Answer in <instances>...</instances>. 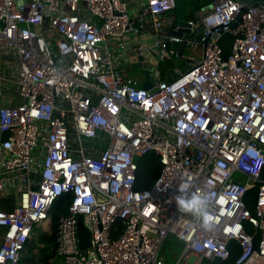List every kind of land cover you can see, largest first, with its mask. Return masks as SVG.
Returning a JSON list of instances; mask_svg holds the SVG:
<instances>
[{"label": "built area", "instance_id": "obj_1", "mask_svg": "<svg viewBox=\"0 0 264 264\" xmlns=\"http://www.w3.org/2000/svg\"><path fill=\"white\" fill-rule=\"evenodd\" d=\"M178 1L140 0L135 19L128 0H0V264H30L37 229L50 232L67 194L51 262L167 264L160 251L172 236L183 245L172 264L224 262L232 241L236 264H264V5L213 0L190 20L204 32L187 46L202 56L151 92L122 58L183 41L161 33ZM136 20L150 22L154 46L128 45ZM150 152L161 171L139 190L137 160ZM184 185L207 196V226L178 209Z\"/></svg>", "mask_w": 264, "mask_h": 264}, {"label": "trees", "instance_id": "obj_2", "mask_svg": "<svg viewBox=\"0 0 264 264\" xmlns=\"http://www.w3.org/2000/svg\"><path fill=\"white\" fill-rule=\"evenodd\" d=\"M213 0H179L174 11L176 16L181 19L190 20L195 15L196 11L203 9L205 6L212 3ZM226 55L230 52L232 39L224 36L221 39ZM161 171V163L156 153L150 152L144 157L137 160V173H136V188L144 190L153 185ZM257 199V188H252L245 196V203L251 213L255 212V205ZM72 201V195L67 194L55 201L51 208L52 216V231L47 232L38 228L39 232V246L36 254L31 253L27 257L30 264H61L58 261L51 262L50 259L55 256L57 246V228L59 218L68 213V206ZM246 230L249 233H254V228L249 222L245 223ZM120 222L116 223L113 236L119 235L122 231ZM230 257L221 264H236V260L241 252L240 245L236 241L229 243Z\"/></svg>", "mask_w": 264, "mask_h": 264}, {"label": "water", "instance_id": "obj_3", "mask_svg": "<svg viewBox=\"0 0 264 264\" xmlns=\"http://www.w3.org/2000/svg\"><path fill=\"white\" fill-rule=\"evenodd\" d=\"M245 5L263 6L264 0H237ZM211 5H208L209 8ZM192 24L190 20L175 18L172 22V30L170 32L171 36H177L183 38L182 42H166L164 48H158L157 52L152 49L144 50V55L136 57L134 51L129 53L128 65L129 71H138L142 77V86L144 88L151 89V92H155V84L162 81L160 70L156 69L155 61H162L163 59L158 55L162 54L163 50L167 52L168 55H177L178 57H183V54L187 48V43L189 39L200 40L204 28L199 27L194 33H191ZM216 37V36H214ZM145 58H148L146 63H143ZM155 59V60H154ZM78 238L79 245L82 250H85L91 244L90 233L85 227L83 216L78 218ZM222 260L220 258H215L213 264H221Z\"/></svg>", "mask_w": 264, "mask_h": 264}, {"label": "crops", "instance_id": "obj_4", "mask_svg": "<svg viewBox=\"0 0 264 264\" xmlns=\"http://www.w3.org/2000/svg\"><path fill=\"white\" fill-rule=\"evenodd\" d=\"M128 1L130 3L131 14L135 17V19L138 18L139 17V13L141 11L140 10L141 9V7H140V0H128ZM209 5H211V4H209ZM206 7H208V5L205 6L203 9H201L199 11H196L195 15L190 20H193V21L197 20ZM175 14L176 13L171 10V11H168L163 16L164 27H163V30L161 31V33L169 34L170 35V32L172 30V22H173V20L175 18H177V16ZM136 23H137L138 26H140V29H139V31L136 34L131 33V34L127 35V39L126 40L128 42V45L131 48H133V49L136 48V47H138V46H148V47L149 46H154V44H155V38L153 37V34H152L153 29H151V27H150V22L147 21V22H141V23H139V21L136 20ZM190 29H191V33H194V32H196L198 30V28L193 27V26ZM190 40H193V39H190ZM157 49H155L156 52H157ZM196 50H198L197 53H199V50L201 52L199 54V57L195 56V51ZM195 51H193V49L190 48V46H187V48H186V50H185V52L183 54V57H178L177 55H175V56L174 55H172V56L169 55L168 56V59H166V60H170V59H172V57L177 58V60H180L182 62L183 67L182 68L181 67H178L176 69V72L177 73H175L174 75H172L169 79L163 78L162 77L163 74L160 71L161 72V78H162V80H171L176 75H178L179 72L185 71L194 60L199 59L202 56V47H199V46L196 47L195 48ZM129 53L130 52H127L125 54V58H122L123 59V62H124L125 59H127V61H128ZM123 67L127 69V75L135 78L141 85L143 84L142 78H140L141 75L131 74L130 73L131 71H128V68H127L126 65H124ZM156 69H158V68H156ZM59 262L61 263V261H59Z\"/></svg>", "mask_w": 264, "mask_h": 264}, {"label": "rangeland", "instance_id": "obj_5", "mask_svg": "<svg viewBox=\"0 0 264 264\" xmlns=\"http://www.w3.org/2000/svg\"><path fill=\"white\" fill-rule=\"evenodd\" d=\"M195 51V49H193ZM198 50L195 51V56L199 57V54L201 53L199 50V53H197ZM156 62V67L162 72V77L169 79L172 75H174L176 72V69L178 67H183L182 62L180 60H177V58L172 57L170 60H162V61H155ZM128 68V62L127 59L124 60L123 62ZM131 74H137L140 75L138 71L132 70L130 72ZM140 78H142L140 76ZM52 231V226L50 224L49 230ZM183 252V245L179 241H177L174 237H168V239L164 242L160 255L165 258V262L167 264H172L176 258ZM194 262V257L192 256L189 259V263Z\"/></svg>", "mask_w": 264, "mask_h": 264}, {"label": "clouds", "instance_id": "obj_6", "mask_svg": "<svg viewBox=\"0 0 264 264\" xmlns=\"http://www.w3.org/2000/svg\"><path fill=\"white\" fill-rule=\"evenodd\" d=\"M187 188V185H184L180 189V194L175 197V202L178 209L181 212H190L194 214L197 219H203L205 226L209 219L208 216V207L209 201L206 195H200L197 193H192L189 195L184 189Z\"/></svg>", "mask_w": 264, "mask_h": 264}]
</instances>
